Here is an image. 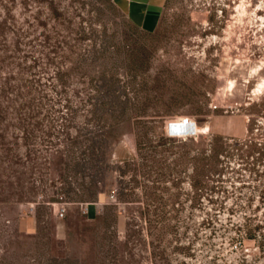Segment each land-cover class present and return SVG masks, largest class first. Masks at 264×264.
<instances>
[{"label":"rangeland","instance_id":"1","mask_svg":"<svg viewBox=\"0 0 264 264\" xmlns=\"http://www.w3.org/2000/svg\"><path fill=\"white\" fill-rule=\"evenodd\" d=\"M0 264H264V0H0Z\"/></svg>","mask_w":264,"mask_h":264},{"label":"crops","instance_id":"2","mask_svg":"<svg viewBox=\"0 0 264 264\" xmlns=\"http://www.w3.org/2000/svg\"><path fill=\"white\" fill-rule=\"evenodd\" d=\"M165 0H119L128 19L145 31L158 26Z\"/></svg>","mask_w":264,"mask_h":264},{"label":"built area","instance_id":"3","mask_svg":"<svg viewBox=\"0 0 264 264\" xmlns=\"http://www.w3.org/2000/svg\"><path fill=\"white\" fill-rule=\"evenodd\" d=\"M183 124H185V125L187 126V121L184 122ZM60 199H62V198L60 197ZM58 205H59V208H58V217H59V218H63L64 215H65V212H66V206H67V204H66L65 202H59ZM82 212H83L84 214H86L88 211H87L86 208H84V209L82 210Z\"/></svg>","mask_w":264,"mask_h":264},{"label":"bare ground","instance_id":"4","mask_svg":"<svg viewBox=\"0 0 264 264\" xmlns=\"http://www.w3.org/2000/svg\"><path fill=\"white\" fill-rule=\"evenodd\" d=\"M185 122H186V120H185ZM187 136H189V135H187Z\"/></svg>","mask_w":264,"mask_h":264}]
</instances>
